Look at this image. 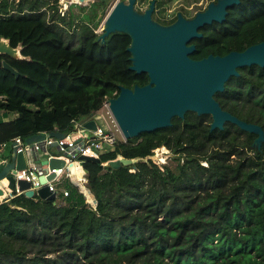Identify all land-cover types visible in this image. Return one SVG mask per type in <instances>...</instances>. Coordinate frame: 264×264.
<instances>
[{
  "label": "trees",
  "instance_id": "obj_1",
  "mask_svg": "<svg viewBox=\"0 0 264 264\" xmlns=\"http://www.w3.org/2000/svg\"><path fill=\"white\" fill-rule=\"evenodd\" d=\"M48 1L0 0V38L21 45L28 58L0 55L20 73L0 67V112L14 114L0 119V145L44 132L69 134L73 120L95 113L120 86L149 81L129 69L126 33L104 41L94 33L104 0L92 2L79 22L75 46L63 36L73 18L47 19ZM168 1L159 0L154 15L161 24L177 16L160 9ZM198 31L202 36L189 42L192 59L264 41V0H240L222 23ZM237 71L214 98L264 130V67ZM210 122L209 115L186 112L169 127L118 140L99 162L85 161L83 190L95 209L70 183L59 200L14 193L0 202V264H264V142L257 149L256 134L229 122L210 131ZM161 146L172 153L163 169L151 158ZM118 156L139 160L113 168L108 161Z\"/></svg>",
  "mask_w": 264,
  "mask_h": 264
},
{
  "label": "water",
  "instance_id": "obj_2",
  "mask_svg": "<svg viewBox=\"0 0 264 264\" xmlns=\"http://www.w3.org/2000/svg\"><path fill=\"white\" fill-rule=\"evenodd\" d=\"M82 3L85 0H78ZM240 0L211 1L205 9L196 12L191 18H185L177 13L176 19L166 25L156 23L152 19L154 1L143 12L134 9L135 0L117 1L104 17L110 25L101 29L99 39H104L113 32H123L130 37L126 50L130 53L129 69L135 73L145 72L149 78L143 86L133 88L119 87L117 96L108 99L109 109L125 139L138 136L140 133L152 132L159 128L171 126L174 117L183 119L186 112L196 115H209L210 128L222 130L229 122L243 131L256 134L252 147L260 148L264 142V130L255 123L239 119L222 109L214 94L224 90L225 82L232 76H238V68L257 65L264 67V41L250 45L242 51H230L225 55L209 54L201 59H192L190 55L195 50L189 42L200 38L198 31L204 25L213 22L222 23L227 15V9L239 4ZM0 55L13 59H28L21 55V45L12 47L8 39L0 38ZM0 67L9 71L15 77L20 73L5 60L0 59ZM92 116V114H91ZM95 120L83 123L87 129L95 128ZM64 138L65 133H39L24 139V143L38 142L45 137ZM9 160L0 161V195H3V180H7L8 189L18 191L27 198L35 194L42 199L54 200V193L47 186L39 188L36 193L30 189L25 180H15L10 174L27 166V154L17 152L13 146ZM87 160L99 162L100 159L91 156H79V164ZM139 158L119 157L108 161L113 168L135 163ZM45 163V162H44ZM42 162H39L40 166ZM50 169L60 168L64 160L51 157L47 162ZM54 177V173L41 177L45 182Z\"/></svg>",
  "mask_w": 264,
  "mask_h": 264
},
{
  "label": "built area",
  "instance_id": "obj_3",
  "mask_svg": "<svg viewBox=\"0 0 264 264\" xmlns=\"http://www.w3.org/2000/svg\"><path fill=\"white\" fill-rule=\"evenodd\" d=\"M108 99L109 98L106 97L99 108L102 109L100 110L102 111L100 112V117L107 130L98 123L96 119H94L96 122L95 128L90 129L92 130L94 137H86L83 130L87 128L83 127V123L87 120L93 119L90 115L84 119L73 120V129L69 134H66L64 138L58 139L46 135L43 140L26 145L22 138L15 137L10 143H2L0 145V161L5 160L6 157L9 156L6 149L10 148L11 151L12 147L15 146L17 152H23L28 156L26 168L15 170L10 173L16 181H27L30 184L29 188L35 193L39 188L47 186L48 190L54 193L55 199L57 195L62 199L69 195V190L67 187L63 186L64 181L67 180L78 187V189L87 196V191L83 190L87 182L86 171L84 170V167L79 164V156L99 158L100 154L106 152L118 140H126L121 134V131L109 109V104L107 102ZM99 109L95 111V113L99 112ZM44 133L47 134L46 132ZM53 148L55 149L54 151L51 150ZM51 157L63 159L64 165L60 168L50 169L47 162ZM117 158H119V156ZM39 160L42 161L40 166L38 165ZM72 168H75L76 173H73ZM78 172L80 176L77 174ZM52 173H54L53 178L47 179L45 182L40 180L41 177H43V179L47 178V176ZM3 181L5 182L3 183L4 188L1 189L4 193L2 196L0 195V202L14 197V193L16 195L21 194V191H18L17 189V185L15 190L12 191L7 187L9 182L7 180ZM86 202L95 209L96 202L93 197L91 200L86 198Z\"/></svg>",
  "mask_w": 264,
  "mask_h": 264
},
{
  "label": "rangeland",
  "instance_id": "obj_4",
  "mask_svg": "<svg viewBox=\"0 0 264 264\" xmlns=\"http://www.w3.org/2000/svg\"><path fill=\"white\" fill-rule=\"evenodd\" d=\"M18 1V0H15ZM97 0H85L82 3H79L78 0H49L48 5H46V17L47 19L50 18L52 15H54L55 18L57 16H63L65 19L71 17L73 18V25L72 27L68 28L65 24V31L63 36L66 39V42H70L71 46H75L78 43L79 38V29L77 28L79 22H81V19L84 18L85 15H88L90 13V5L92 2H96ZM117 1H123L127 2L128 0H104V7L103 9L97 10V18L96 20L99 21V25L97 28H95L94 33H97L100 35L101 29L103 28L104 22L106 18L104 17L107 15V13L110 11V9L113 7V5ZM150 0H136V3L134 5V9L138 13H143L144 10L148 7ZM167 1V0H164ZM215 1V0H170L166 3H164L161 7L164 9V11L168 14V17L170 14L174 13H182V10L187 12L185 18H188L192 15H194L198 11H202L206 8V6L209 4V2ZM51 5H55L57 8L56 10L50 8ZM43 10V8H42ZM159 13V11H158ZM91 16V15H89ZM156 23L159 24L156 20H154ZM77 24V25H76ZM168 25V24H166ZM69 33L70 35H66ZM102 109H99V112H96L92 115L93 119H96L98 123H100L106 130V126L104 125L101 117H100V111ZM9 113H6V116H8ZM86 137L92 138L94 137L92 130L84 129L83 130ZM75 133V132H73ZM172 153L169 149L166 148V146H161L154 149V153L151 156L152 160L160 167V169H163L164 164H169L172 161ZM44 157V155H43ZM70 182L65 181L63 183V186H67ZM71 184V183H70ZM70 185H68L69 187ZM85 196L86 194L83 193ZM87 198V196H86ZM56 199H60L59 195L56 196Z\"/></svg>",
  "mask_w": 264,
  "mask_h": 264
},
{
  "label": "flooded vegetation",
  "instance_id": "obj_5",
  "mask_svg": "<svg viewBox=\"0 0 264 264\" xmlns=\"http://www.w3.org/2000/svg\"><path fill=\"white\" fill-rule=\"evenodd\" d=\"M152 1H154V5H153V11H152V14H151V16H152V19L154 20V15H156L157 13H158V11H159V0H158V2H157V0H150L149 1V4H148V7H149V5H150V3L152 2ZM135 3H136V0H135ZM135 3H134V5H135ZM210 3V2H209ZM147 7V8H148ZM146 8V9H147ZM145 9V10H146ZM144 10V11H145ZM193 16V15H192ZM192 16H190V17H188V18H191ZM185 17V16H184Z\"/></svg>",
  "mask_w": 264,
  "mask_h": 264
},
{
  "label": "crops",
  "instance_id": "obj_6",
  "mask_svg": "<svg viewBox=\"0 0 264 264\" xmlns=\"http://www.w3.org/2000/svg\"><path fill=\"white\" fill-rule=\"evenodd\" d=\"M14 117V114H9L8 116H6V113H4V112H0V119L1 118H4V119H12ZM52 151H54L55 149L53 148V149H51ZM11 151H9L8 152V154L10 153ZM6 157V156H5ZM41 158H42V156H41ZM6 160H9V157L7 156L6 157ZM39 162H42L41 160H39ZM2 196V195H1Z\"/></svg>",
  "mask_w": 264,
  "mask_h": 264
},
{
  "label": "bare ground",
  "instance_id": "obj_7",
  "mask_svg": "<svg viewBox=\"0 0 264 264\" xmlns=\"http://www.w3.org/2000/svg\"><path fill=\"white\" fill-rule=\"evenodd\" d=\"M73 1H75V0H73ZM109 25H110V22L108 20H105L104 25H103V28L104 27H107ZM72 171H73V173H76L75 172V168H72ZM77 174L80 176L79 172ZM3 183H5V182L3 181Z\"/></svg>",
  "mask_w": 264,
  "mask_h": 264
},
{
  "label": "clouds",
  "instance_id": "obj_8",
  "mask_svg": "<svg viewBox=\"0 0 264 264\" xmlns=\"http://www.w3.org/2000/svg\"><path fill=\"white\" fill-rule=\"evenodd\" d=\"M114 160H116V159H114Z\"/></svg>",
  "mask_w": 264,
  "mask_h": 264
}]
</instances>
